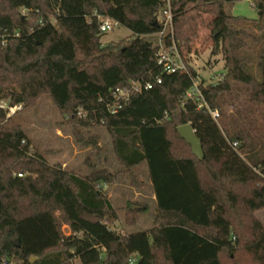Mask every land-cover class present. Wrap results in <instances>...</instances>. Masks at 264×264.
Segmentation results:
<instances>
[{"label": "trees", "instance_id": "16d2710c", "mask_svg": "<svg viewBox=\"0 0 264 264\" xmlns=\"http://www.w3.org/2000/svg\"><path fill=\"white\" fill-rule=\"evenodd\" d=\"M235 1L0 0V264H264L255 216L264 209V0H251L255 19L229 14ZM167 4L179 48L210 15L211 54H221L225 69L216 81L187 63V73L161 72L146 36L158 32ZM106 18L134 37L103 45ZM132 82L140 89L110 112L113 91ZM194 82L202 99L186 98ZM41 93L70 123L105 127L120 169L90 165L79 176L32 151L6 113ZM184 124L202 158L179 137ZM73 132L97 146L96 135ZM142 162L156 205L152 227L122 234L101 186L122 175L139 185L133 169ZM125 207L124 222L134 225L145 205Z\"/></svg>", "mask_w": 264, "mask_h": 264}, {"label": "rangeland", "instance_id": "374dc122", "mask_svg": "<svg viewBox=\"0 0 264 264\" xmlns=\"http://www.w3.org/2000/svg\"><path fill=\"white\" fill-rule=\"evenodd\" d=\"M233 16H243L250 19L257 18V11L251 4V0H236L228 9ZM210 15L202 14L198 19L195 35L187 46L181 47L185 63L193 67L206 82L216 81L225 72L221 54H211V26ZM134 36L122 26H112L100 37L103 45L115 43L120 40H130ZM153 45L157 44L156 33L147 35ZM7 100L0 101V107L6 109ZM228 111L231 108H227ZM6 117H10L14 124L18 125L28 137L32 151L41 153L47 164L65 168L79 176L90 172V165L95 168L105 167L111 172L120 169L111 145V138L101 125L81 126L69 122V117L63 115L46 93H41L33 102L14 108H8ZM79 131L84 137L97 136V146L83 145L76 140L73 131ZM133 172L136 173L139 185L131 184L127 176H119L118 180L111 184H103L101 191L109 198L111 205L117 211V220L111 225L112 229L122 233L144 231L152 227L155 202L152 200V191L147 179L146 164L137 165ZM144 204L145 208L138 215L134 225L124 222L126 202ZM256 218L264 226V209L255 213ZM62 229L67 232L64 225ZM11 264H21L11 259ZM73 264H79L77 259Z\"/></svg>", "mask_w": 264, "mask_h": 264}, {"label": "built area", "instance_id": "2783aa9c", "mask_svg": "<svg viewBox=\"0 0 264 264\" xmlns=\"http://www.w3.org/2000/svg\"><path fill=\"white\" fill-rule=\"evenodd\" d=\"M158 23L160 28L156 33L158 35L157 41V52H156V62L159 65L161 72L164 74H182L187 73V66L182 54L181 49L176 45L173 39V26H172V14L167 4L165 8L161 10L158 15ZM116 25L114 21L111 19H103L99 25V31L101 33L105 32L108 29H111L112 26ZM169 37L170 43L166 44L164 39ZM156 83L161 82L160 76H156ZM152 83L146 82L143 85L144 89H150L152 87ZM140 87L135 82H132L128 88L123 89H115L113 91L114 101L109 106L110 112L114 113L118 108L121 107V102H124L128 99L130 93L132 91H138ZM197 96V99H202L201 93L194 82L192 87L187 91L186 98L194 100ZM80 112H78L79 114ZM210 115L213 119L217 117L216 111H210ZM233 146L235 143L232 144ZM20 175V174H19ZM1 264H11L6 258L1 259Z\"/></svg>", "mask_w": 264, "mask_h": 264}, {"label": "water", "instance_id": "95a60500", "mask_svg": "<svg viewBox=\"0 0 264 264\" xmlns=\"http://www.w3.org/2000/svg\"><path fill=\"white\" fill-rule=\"evenodd\" d=\"M176 131L181 139H183L191 148V152L194 156L202 158L203 151L200 139L195 135V132L190 124L180 125L176 128ZM17 245V239L14 240ZM34 257H31V261Z\"/></svg>", "mask_w": 264, "mask_h": 264}, {"label": "crops", "instance_id": "0c3cea01", "mask_svg": "<svg viewBox=\"0 0 264 264\" xmlns=\"http://www.w3.org/2000/svg\"><path fill=\"white\" fill-rule=\"evenodd\" d=\"M152 198H153V196H152Z\"/></svg>", "mask_w": 264, "mask_h": 264}]
</instances>
